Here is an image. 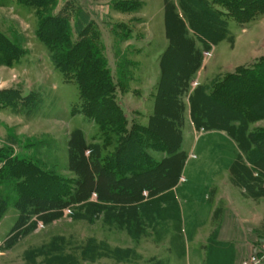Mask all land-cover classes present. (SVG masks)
I'll use <instances>...</instances> for the list:
<instances>
[{
  "label": "rangeland",
  "instance_id": "obj_1",
  "mask_svg": "<svg viewBox=\"0 0 264 264\" xmlns=\"http://www.w3.org/2000/svg\"><path fill=\"white\" fill-rule=\"evenodd\" d=\"M194 6L189 16L184 0H58V11L80 8L100 33L107 67L119 85L116 103L128 126L153 123L152 131L172 148L179 142L180 130L188 163L186 180L181 177L179 183L185 182V187L176 202L156 205L150 217L138 215L134 203L123 202L128 199L126 191L118 199L111 196L125 211L104 209L99 196L109 195L110 184L114 189L121 185L105 173L100 184L92 181L95 169L91 171L89 163L102 140L82 113L77 86L55 70L47 49L36 38V12L19 0H0V36L20 54L12 66L0 63V180L7 161H25L60 177L76 195V202L66 208L29 207L23 226L16 228L21 216L17 182L0 184V196L9 198L0 225V264H249L252 253L264 248V163L254 160L223 118L212 122L215 128L197 127L190 104L198 87H210L242 65L264 58V8L224 16L227 41L206 48L196 34L215 41L216 18L206 21L208 12L201 0H194ZM175 14L201 57L200 68L181 97V122L175 90L167 86L188 74L193 58ZM160 81L162 100L156 109ZM203 104V111L208 109L214 120L220 109L210 108L206 100ZM263 131L264 119L249 126V132ZM83 142L86 164L78 156ZM145 153L158 160L162 157L149 150ZM112 154L111 147H104L100 159H111ZM166 168L171 172L161 171L128 190L137 194L147 186L160 191L170 187L179 164L175 160ZM143 195L149 201L154 193L145 190Z\"/></svg>",
  "mask_w": 264,
  "mask_h": 264
},
{
  "label": "trees",
  "instance_id": "obj_2",
  "mask_svg": "<svg viewBox=\"0 0 264 264\" xmlns=\"http://www.w3.org/2000/svg\"><path fill=\"white\" fill-rule=\"evenodd\" d=\"M19 1L25 7L36 12L38 16L36 38L47 49L55 70L64 77L66 82L76 84L82 113L85 118L94 123L95 128L98 130L102 144L95 147L96 151L95 153L92 152L90 165L88 164L89 168H92L91 171L96 170L91 174L93 183L100 184L102 173H105L112 177L115 184L121 185L120 189H114V184H110V196L107 195L104 198L100 195V202L109 199L112 203H116L115 198L118 199L125 191L128 199L123 200L124 203H133L136 196L139 197V201L144 200L143 193L145 190H148L149 194L152 192L154 195L159 193L160 189L158 190L157 187L147 186L137 193L138 196L135 190H128V188L135 182L144 183L148 181L152 178L151 176L159 175L161 171L171 172L166 167L177 160L179 169L176 177H172L171 186L172 183L178 180L182 164L186 160V155L180 152L182 139L180 130H178L179 142L172 148L158 132L152 131L153 123L147 127H138L134 124L128 126V121L122 109L116 103V93L119 85L115 83L114 77L107 67L104 57L105 49L101 45L100 33L97 31L96 26L89 21L88 14L80 8L66 12L63 11L65 9L58 11V0ZM250 1L211 0V3H209L207 0H201L208 12L206 21L211 22L212 17L216 18V22H212L215 26V37L217 39L210 41L197 33L198 42L208 48L210 43L226 40L229 30L228 23L223 18L224 16L226 17L231 12L248 15L250 9L264 8V2L261 4L259 0ZM184 2L189 8L187 13L191 16L190 9L191 11L196 9L194 0H184ZM174 16L184 30L186 41L192 48L191 57L193 58V64L189 68L188 74L177 81V84L167 86L170 91L175 90L172 91V94L175 97L178 109H181L178 116L179 122H181V97L185 89H188L195 73L199 70L201 57L200 52L194 45L195 42L187 37L188 34H186L187 31L183 22L179 20L177 14ZM12 46L11 42L0 36V63L2 65L12 66L14 64L19 53ZM169 49L162 56L161 64L169 53ZM187 63H189V59ZM161 66L163 69V64ZM157 89L159 97L156 98V109H158L162 100V81L157 85ZM203 100H206L208 105L210 104V108L220 109L214 120H211L208 116V109L206 112L203 111V109H206ZM190 104L192 119L197 127L215 128L212 126V122L218 120L219 117L223 118L228 130L233 131V134L236 133L237 137L239 136L241 143L248 149L254 160L256 161L257 158V162L264 163V155L262 154L264 131L258 132V134L249 132L251 124L264 119V58L254 65L241 67L234 73L227 74L222 80H215L210 87H198L191 94ZM153 119L154 117L151 120ZM76 135L82 140L81 134L77 132ZM82 144L83 150H78V156L86 164L88 161L83 156L86 147H84V142ZM104 147L113 149L111 159H100V153ZM148 150L155 155H161L162 159L158 160L150 155L147 156L145 152ZM257 155H259V158ZM73 156L74 154L70 153V159ZM250 161L252 160L250 159ZM251 163L255 164L253 161ZM42 168L39 169L25 161H12L10 159L2 170L5 174L3 179L0 180V184L8 186L10 180H13L17 182V189L19 190V199L16 205L19 212H21V216L16 228L23 226L25 222L23 215L27 216L25 212L29 207L34 208L35 204L44 207L42 208L44 211H52L66 208L76 202L74 199V196L76 197L74 195L75 191L67 189L66 185L69 183L64 184L63 179L52 177V173L46 174ZM85 179H82V185H86ZM74 185L78 189L83 187L79 183ZM80 202L78 201V203ZM7 205H9V198L0 196V220L6 211Z\"/></svg>",
  "mask_w": 264,
  "mask_h": 264
},
{
  "label": "crops",
  "instance_id": "obj_3",
  "mask_svg": "<svg viewBox=\"0 0 264 264\" xmlns=\"http://www.w3.org/2000/svg\"><path fill=\"white\" fill-rule=\"evenodd\" d=\"M223 41H227L226 40H223ZM253 64V62H249V63H246L244 65H242V67H249ZM237 69H235L233 72H229L228 74H232L236 71ZM183 146H184V142L181 143V146H180V152L182 153H185V151L183 150ZM187 157V156H186ZM162 157L159 158V160L161 159ZM187 159L183 162L182 164V167H181V171H180V176L179 178L183 177L184 179V176H185V173H186V167H187ZM178 178V180H176L174 183L171 184L170 187L166 188V189H163L161 190L159 193L155 194L154 196H151L150 197V200L149 201H146V200H142V201H139V198H137L136 196V200H134V204H132L134 207L133 210L137 211L136 213L138 215H142V216H154L155 215V206L158 205V204H167L169 202H176L177 199H178V192L180 189H182L183 187H185V182L184 183H179L180 179ZM186 180V179H184ZM171 200V201H170ZM102 205L105 206L104 209H106L107 212H111V213H118L119 211H125L124 209L120 208V206L122 204H119V205H114L109 199H105L101 202ZM154 210V211H153ZM5 218V217H4ZM4 218L1 220L0 222V225L1 223L3 222ZM210 244V243H209ZM213 247V246H212ZM216 248L220 249L222 247L218 246V245H215ZM217 249V250H218ZM221 251V250H220ZM230 251H232V248L230 249ZM218 252V251H217ZM204 253V252H203ZM205 254V253H204ZM219 255H221L220 252H218ZM213 256V255H212ZM200 257V256H198ZM203 258L202 255L201 257L199 258V260ZM202 260V259H201ZM205 262V261H204ZM219 262H220V259H219ZM218 262V263H219ZM199 263V262H198Z\"/></svg>",
  "mask_w": 264,
  "mask_h": 264
},
{
  "label": "built area",
  "instance_id": "obj_4",
  "mask_svg": "<svg viewBox=\"0 0 264 264\" xmlns=\"http://www.w3.org/2000/svg\"><path fill=\"white\" fill-rule=\"evenodd\" d=\"M264 259V248L260 247L254 251L250 257L249 264H260V261Z\"/></svg>",
  "mask_w": 264,
  "mask_h": 264
}]
</instances>
